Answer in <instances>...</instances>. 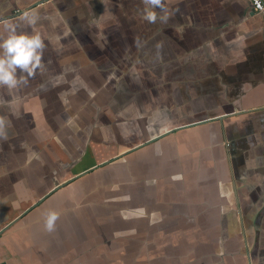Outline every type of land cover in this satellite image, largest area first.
<instances>
[{"label":"crops","instance_id":"1","mask_svg":"<svg viewBox=\"0 0 264 264\" xmlns=\"http://www.w3.org/2000/svg\"><path fill=\"white\" fill-rule=\"evenodd\" d=\"M36 1L0 0V33L46 44L45 70L0 86V263L264 264V16Z\"/></svg>","mask_w":264,"mask_h":264},{"label":"clouds","instance_id":"2","mask_svg":"<svg viewBox=\"0 0 264 264\" xmlns=\"http://www.w3.org/2000/svg\"><path fill=\"white\" fill-rule=\"evenodd\" d=\"M142 2L145 5L143 19L149 23H156L158 18L167 21V15L158 17L155 11L159 9L167 13L163 0ZM23 18L27 24L34 25L38 22L39 15L34 12L25 13ZM45 49V41L39 32L18 31L14 24H4L3 33H0V86L8 89L27 86L30 79L46 69L43 62ZM0 138H7L6 121L3 118H0ZM58 219V212L48 211L44 221L45 230L53 232Z\"/></svg>","mask_w":264,"mask_h":264},{"label":"built area","instance_id":"3","mask_svg":"<svg viewBox=\"0 0 264 264\" xmlns=\"http://www.w3.org/2000/svg\"><path fill=\"white\" fill-rule=\"evenodd\" d=\"M252 10L264 16V0H248Z\"/></svg>","mask_w":264,"mask_h":264},{"label":"water","instance_id":"4","mask_svg":"<svg viewBox=\"0 0 264 264\" xmlns=\"http://www.w3.org/2000/svg\"><path fill=\"white\" fill-rule=\"evenodd\" d=\"M46 1H48V0H38V1H36V2H34L33 4H31L29 7H28V9H30V8H32V7H35V6H37V5H39V4H41V3H44V2H46ZM251 7V6H250ZM252 9V8H251ZM253 11V10H252ZM18 12V11H17ZM254 12V11H253ZM0 264H5L4 262H1Z\"/></svg>","mask_w":264,"mask_h":264}]
</instances>
